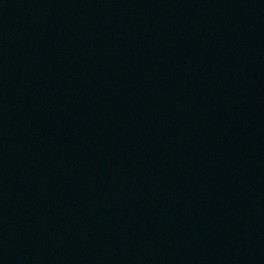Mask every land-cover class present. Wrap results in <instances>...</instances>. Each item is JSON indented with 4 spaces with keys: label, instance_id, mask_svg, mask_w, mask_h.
Listing matches in <instances>:
<instances>
[{
    "label": "water",
    "instance_id": "1",
    "mask_svg": "<svg viewBox=\"0 0 264 264\" xmlns=\"http://www.w3.org/2000/svg\"><path fill=\"white\" fill-rule=\"evenodd\" d=\"M0 264H264V0H0Z\"/></svg>",
    "mask_w": 264,
    "mask_h": 264
}]
</instances>
